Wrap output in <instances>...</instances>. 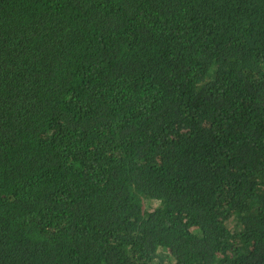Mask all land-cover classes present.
Returning a JSON list of instances; mask_svg holds the SVG:
<instances>
[{"label":"trees","instance_id":"1","mask_svg":"<svg viewBox=\"0 0 264 264\" xmlns=\"http://www.w3.org/2000/svg\"><path fill=\"white\" fill-rule=\"evenodd\" d=\"M0 264H264V0H0Z\"/></svg>","mask_w":264,"mask_h":264}]
</instances>
